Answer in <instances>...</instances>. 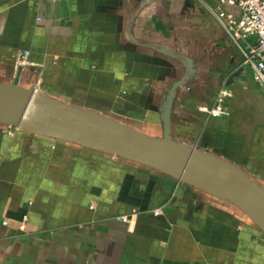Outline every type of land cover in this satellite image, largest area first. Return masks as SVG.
Masks as SVG:
<instances>
[{
	"label": "crops",
	"instance_id": "0c3cea01",
	"mask_svg": "<svg viewBox=\"0 0 264 264\" xmlns=\"http://www.w3.org/2000/svg\"><path fill=\"white\" fill-rule=\"evenodd\" d=\"M219 8L240 14L219 0H0V82L17 81L14 56L29 50L19 83L39 82L48 102L150 136L167 131L264 187V89ZM222 84L233 91L230 115L208 118ZM5 125L0 264H264V231L212 185L39 128L8 135Z\"/></svg>",
	"mask_w": 264,
	"mask_h": 264
},
{
	"label": "water",
	"instance_id": "95a60500",
	"mask_svg": "<svg viewBox=\"0 0 264 264\" xmlns=\"http://www.w3.org/2000/svg\"><path fill=\"white\" fill-rule=\"evenodd\" d=\"M0 121L21 128H39L59 137L84 142L116 153H128L149 164L170 167L183 177L208 183L236 202L264 231V187L232 161L185 145L167 131L155 137L86 110L48 102L32 86L0 82ZM194 176H192V175Z\"/></svg>",
	"mask_w": 264,
	"mask_h": 264
},
{
	"label": "built area",
	"instance_id": "2783aa9c",
	"mask_svg": "<svg viewBox=\"0 0 264 264\" xmlns=\"http://www.w3.org/2000/svg\"><path fill=\"white\" fill-rule=\"evenodd\" d=\"M222 5L236 6L239 16L225 8L211 10L226 29L230 39L243 57V65L252 69V74L264 89V0H219ZM30 51L24 50L14 56V77L20 82L25 68L30 64ZM39 81V80H38ZM39 82L34 85L36 88ZM233 96L230 87L222 84L215 92L208 111V118L230 115L229 99ZM22 128L11 123L5 125V133L14 135ZM135 212V211H133ZM154 215L164 213L162 207L152 209ZM118 220L128 222L130 215H121ZM137 264V263H132Z\"/></svg>",
	"mask_w": 264,
	"mask_h": 264
}]
</instances>
